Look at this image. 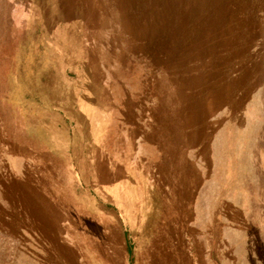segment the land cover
Wrapping results in <instances>:
<instances>
[{
	"label": "rangeland",
	"instance_id": "374dc122",
	"mask_svg": "<svg viewBox=\"0 0 264 264\" xmlns=\"http://www.w3.org/2000/svg\"><path fill=\"white\" fill-rule=\"evenodd\" d=\"M27 14L25 44L0 25V264H264V0Z\"/></svg>",
	"mask_w": 264,
	"mask_h": 264
},
{
	"label": "crops",
	"instance_id": "0c3cea01",
	"mask_svg": "<svg viewBox=\"0 0 264 264\" xmlns=\"http://www.w3.org/2000/svg\"><path fill=\"white\" fill-rule=\"evenodd\" d=\"M29 1L25 2L24 0H0V25H5L8 23L6 27H9L11 30V37L12 35L14 37L20 38V40L15 41V43H26V39L23 36V30L26 31V29L30 28L31 26L28 25L26 29L24 27L26 26V22L30 21V17H27L28 12V5ZM21 19L25 22L24 25H22V29H19L17 27H14L15 23L17 22L16 26L20 27ZM22 21V22H23ZM31 22V21H30ZM60 25V24H59ZM39 34L41 35V44L43 45V39L44 38H51L55 36V31H57L56 23L55 25L51 22V25L48 24V22L39 23L38 25ZM22 32V33H21ZM16 38V39H17ZM51 40V39H50ZM47 39V41H50ZM11 44V40L9 41ZM52 41L49 43L52 45ZM56 52L58 48H55Z\"/></svg>",
	"mask_w": 264,
	"mask_h": 264
},
{
	"label": "bare ground",
	"instance_id": "6f19581e",
	"mask_svg": "<svg viewBox=\"0 0 264 264\" xmlns=\"http://www.w3.org/2000/svg\"><path fill=\"white\" fill-rule=\"evenodd\" d=\"M155 6V5H154ZM160 9V8H159ZM169 15H170V13H169ZM163 19V18H162ZM145 21V20H144ZM146 22V21H145ZM120 23V22H119ZM147 24V23H146ZM129 25V24H128ZM122 28V27H121ZM162 31V30H161ZM159 33V32H158ZM123 36V35H122ZM147 39V38H146ZM105 41V40H104ZM149 43V42H148ZM114 45V44H113ZM115 48H116V46H115ZM113 51V50H112ZM106 56V55H105ZM185 61V60H184ZM196 62V61H195ZM198 62V61H197ZM102 63V62H101ZM109 72V71H108ZM187 164V163H186Z\"/></svg>",
	"mask_w": 264,
	"mask_h": 264
}]
</instances>
